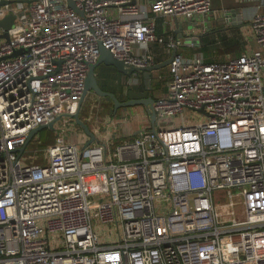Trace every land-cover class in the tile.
<instances>
[{
    "label": "built area",
    "instance_id": "built-area-1",
    "mask_svg": "<svg viewBox=\"0 0 264 264\" xmlns=\"http://www.w3.org/2000/svg\"><path fill=\"white\" fill-rule=\"evenodd\" d=\"M2 1L0 19L15 22L0 37V264H264V13L252 50L206 62L157 34L134 0H73L83 14L67 0ZM150 9L203 19L211 0ZM153 43L176 50L154 126L117 142L110 118L83 148L72 115L100 47L144 68ZM58 116L39 161L20 151Z\"/></svg>",
    "mask_w": 264,
    "mask_h": 264
},
{
    "label": "crops",
    "instance_id": "crops-1",
    "mask_svg": "<svg viewBox=\"0 0 264 264\" xmlns=\"http://www.w3.org/2000/svg\"><path fill=\"white\" fill-rule=\"evenodd\" d=\"M151 1L152 0H134L133 3L139 7L147 19L154 21L157 34L164 37L174 35L178 38V34L175 32L177 23L183 25L184 29H187L186 32H201V36L207 33H213L211 37L212 42L206 43V47L203 46L204 48L202 49H200L201 44H205L201 42L202 37L196 39L195 42L193 41L194 39H192L189 45L185 44V40L181 39V45L178 48L181 54H184L182 51H186V56L198 54L206 62L209 60L223 62L247 50H252L255 47L250 29V22L257 13H264V5L260 6V2L257 0H211V12L203 19L198 17L193 19L181 17L179 19L177 17L153 14L150 9ZM188 24H191L190 28H187ZM148 49L155 56V62L166 60L172 52V49L166 50L162 45L154 43L150 44ZM165 68H167L168 78L164 86L161 84L157 86L158 82L153 85L151 94L155 98L167 92L170 74L168 66ZM163 69L164 68L155 70L152 73V81L155 80V77H161ZM91 97L92 101L95 103H104L102 100L105 101L104 98L95 95ZM105 103L107 102L105 101ZM82 111L83 110H81V114ZM122 113L124 112L122 111ZM128 114L129 115L125 119H123L125 117L124 114H120V116L114 115L111 117L107 115L104 120H110V118L116 120V128L118 131V137L116 138L117 142L134 137L138 129L149 127L151 124L150 116L146 112L144 106L131 107L128 109ZM95 125L96 124L93 125L94 127H91L94 132L96 131L94 129L97 128V125ZM86 139H88V137H86Z\"/></svg>",
    "mask_w": 264,
    "mask_h": 264
},
{
    "label": "water",
    "instance_id": "water-1",
    "mask_svg": "<svg viewBox=\"0 0 264 264\" xmlns=\"http://www.w3.org/2000/svg\"><path fill=\"white\" fill-rule=\"evenodd\" d=\"M7 2L9 1H2L0 2V4H5ZM67 4L79 14H83V11L76 7L73 0H67ZM14 22H15V15L12 13L0 19V28L3 29L4 31L2 34H0V37L6 38L7 40L9 39V34L7 30L14 24ZM190 26L191 24H188L187 28H190ZM186 30L187 29L186 28L184 29L183 25L177 23V29L175 30V32L178 34V38L185 40V44L187 45H189L192 42L191 41L192 39H194L193 41L195 42L196 39L200 38L202 35L201 32L193 33V32H186ZM175 53L176 50L173 49L170 56L166 60L161 62H155L154 64L144 68H139L134 66H126L122 61L116 59L107 49H105L104 47H100L98 60L95 63L90 64L89 66L87 77L85 80V87H84L83 95L79 102L78 110L72 115L76 125L79 128H81L88 137V140L84 144L83 148H85L90 143L97 140V136L95 132L92 130L91 126H89V124L81 117V110L85 105L86 100L88 98H92L91 96L93 95L102 97L105 99L107 103L111 104V108L108 111V116L110 117L116 115L121 110L124 113H126L128 109L131 107L144 106L146 112L150 116L151 123L154 126L156 120V113L153 109V103L155 97L151 94L153 90L152 73L155 70H159L167 67L172 61ZM15 54L16 52L13 55ZM101 64L111 66L118 73L125 75L127 77H132L133 75L140 76L142 79V83L137 88H129L126 91H124L123 99H121L114 92L106 91L100 87L96 76V69ZM59 119L60 116H58L55 119V121H52L48 124L39 125L38 127L32 129L28 134L26 142L23 145V147L20 149V151L26 148V146L31 142L35 134L39 132L41 129L43 128L54 129V123Z\"/></svg>",
    "mask_w": 264,
    "mask_h": 264
},
{
    "label": "rangeland",
    "instance_id": "rangeland-1",
    "mask_svg": "<svg viewBox=\"0 0 264 264\" xmlns=\"http://www.w3.org/2000/svg\"><path fill=\"white\" fill-rule=\"evenodd\" d=\"M15 8L18 9H23L22 7H20L18 2H14L12 4ZM28 14V13H27ZM182 53H184L185 55L187 54L186 51H182ZM161 75V74H160ZM168 78L167 75V68H164L162 71V75L161 77H155V80L152 81V85H155L157 82V85L161 84L162 86H164L166 80ZM154 79V78H153ZM104 103L103 105H101V102L99 103H95L92 101V98H88L86 100L85 105L82 108V118L87 121V123L89 124V126L94 127L93 125L96 124L97 127H104L106 126V124L104 123V120L106 119V116L108 115V108L111 106L110 103H105L104 100H102ZM120 114H124L122 113V110L119 111L115 116H120ZM187 114V112H186ZM195 120H191L189 119V122L192 123ZM60 124L61 122H57L55 124V128L51 129V128H43L41 129L39 132H37L35 134V136L33 137V139L31 140V142L26 146V153H30L32 155V159L35 161H39L40 157L44 154V152L39 151V149L45 148L47 147L49 144H51L54 141L55 135H56V131L59 130L60 128ZM95 125V126H96ZM37 149L38 152H34V150ZM108 233L107 230L104 231V233L100 234V237L103 239H105V234Z\"/></svg>",
    "mask_w": 264,
    "mask_h": 264
},
{
    "label": "trees",
    "instance_id": "trees-1",
    "mask_svg": "<svg viewBox=\"0 0 264 264\" xmlns=\"http://www.w3.org/2000/svg\"><path fill=\"white\" fill-rule=\"evenodd\" d=\"M212 34L213 33H209V34L207 33V34H204L203 36H201L202 37L201 42H203L205 44H203V45L201 44L200 49L206 47V43L212 42V40H211ZM155 61H156V59H155ZM207 62H214V61L209 60ZM96 76H97L98 83H99L100 87L104 90L119 92V89L122 88V86H121V84H122L121 77L122 76L111 66H107L105 64L99 65L98 68L96 69ZM103 82H105V83H103Z\"/></svg>",
    "mask_w": 264,
    "mask_h": 264
},
{
    "label": "flooded vegetation",
    "instance_id": "flooded-vegetation-1",
    "mask_svg": "<svg viewBox=\"0 0 264 264\" xmlns=\"http://www.w3.org/2000/svg\"><path fill=\"white\" fill-rule=\"evenodd\" d=\"M120 74V73H119ZM121 80H122V84H121V86H122V88L121 89H119V92H114L119 98H121V99H123V92L124 91H126L127 89H129V88H137L139 85H141V83H142V79H141V77L140 76H138L140 79L138 80V83L137 84H135V85H128L127 83H128V81H129V78L130 77H127V76H125V75H122L121 74ZM103 83H105V82H103ZM106 91H110V90H106ZM110 92H113V91H110ZM100 98H102V97H100ZM102 103V102H101ZM101 105H103V103L101 104ZM111 108V106L108 108V111H109V109Z\"/></svg>",
    "mask_w": 264,
    "mask_h": 264
}]
</instances>
